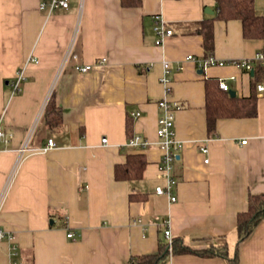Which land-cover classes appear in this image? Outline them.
Masks as SVG:
<instances>
[{
	"label": "crops",
	"instance_id": "obj_1",
	"mask_svg": "<svg viewBox=\"0 0 264 264\" xmlns=\"http://www.w3.org/2000/svg\"><path fill=\"white\" fill-rule=\"evenodd\" d=\"M50 1L0 0V119L13 135L7 147L20 148L51 96L64 116L62 131L48 130L41 118L30 146L42 149L52 138L57 148L23 159L3 193L0 230L14 240L0 239V264H10L13 243L19 264H30V255L33 264H126L131 256L154 255L159 243L168 244V228L172 241L183 246L199 250L229 243L233 252L239 244L237 216L247 208L248 195L264 194V90H258L264 87V66L204 69L187 58L252 59L264 53V39L243 37L239 20H214V47L207 56L198 31L215 17L217 0H142L133 7L122 0H71L68 10L53 11ZM254 6L264 17V0H254ZM157 15L173 31L163 45L157 44ZM78 22L74 52L79 58L61 68ZM105 57L108 61L99 64ZM164 61L170 70L169 98L181 107L177 138L185 142L173 168L176 201L156 193L157 187H167L157 142ZM76 64L92 68L82 74ZM19 70L24 80L15 94L10 84ZM208 79L227 81L229 91L240 97L254 90L258 115L220 119L209 137ZM129 116L133 134L148 139V148L128 145ZM137 152L148 160L143 178L117 181L115 165ZM15 160L13 151L0 155V196ZM132 191L147 199L130 202ZM68 232L75 236L69 238ZM238 248L240 264H264V220ZM160 264L226 261L185 253Z\"/></svg>",
	"mask_w": 264,
	"mask_h": 264
},
{
	"label": "trees",
	"instance_id": "obj_2",
	"mask_svg": "<svg viewBox=\"0 0 264 264\" xmlns=\"http://www.w3.org/2000/svg\"><path fill=\"white\" fill-rule=\"evenodd\" d=\"M124 6H140L142 0H122ZM214 20H239L243 25V37L248 40L264 39V17L256 13L254 0H217L216 14L212 19L204 21L199 33L205 38V49L207 56L214 47ZM205 97L207 111L206 126L208 136H214L217 131V121L224 118H254L258 115V96L254 90L248 97H233L229 91L220 89V82L217 79L205 81ZM42 123L48 130L62 131L64 116L62 109L58 106L54 97L51 96L42 115ZM132 118L129 116L126 122L128 139L134 136ZM123 164H116L114 167L115 179L117 181H138L143 178L144 170L148 165L147 157L137 152L128 154ZM147 194L132 191L129 195L130 202L145 201ZM264 220V194H249L248 206L237 216L238 246L249 237L257 228V225ZM159 250L154 255L131 256L126 264H160L170 255L193 254L197 257L214 258L220 257L226 264H240L238 246L232 252L229 243H214L208 248L195 250L180 244V240L174 239L171 246L159 243ZM30 264H33V256L30 255Z\"/></svg>",
	"mask_w": 264,
	"mask_h": 264
},
{
	"label": "built area",
	"instance_id": "obj_3",
	"mask_svg": "<svg viewBox=\"0 0 264 264\" xmlns=\"http://www.w3.org/2000/svg\"><path fill=\"white\" fill-rule=\"evenodd\" d=\"M46 2L43 3L41 5L42 8H45L46 6ZM50 7V10H68L70 8L71 5V0H51L50 3L48 4ZM154 25H155V31L158 35V39H157V44L158 45H163L165 39V36H170L173 31L170 29L166 28L165 25V20L161 15H157L154 19ZM79 22L76 24L75 26V30H74V34L71 40V44L69 45L67 51L64 54V59L62 61L61 64V68H64L65 65H67V63L71 60H76L79 57L77 56V54L74 52V47H75V40L77 38V34L79 32ZM188 60H194L199 67H202L204 69H208V67L210 66H217V67H223V65L226 64H233L236 66H240L242 68H244L247 71H252V69L254 68V64H259L261 66H264V53L263 52H258L256 53V55L252 58V59H242V60H237V61H231V62H227L224 60H219L217 58H215L214 56H208V58H205L203 60H198L197 58H195L193 55H189ZM108 61V58L105 57V59H102L101 61H99V64H105V62ZM169 63L168 61H164V68L165 70V75L162 77L161 82L162 84H165V96L164 99L159 103V107L161 110V117L158 120V130H157V142L160 146V148L163 150L164 154H163V159L161 161L160 164V172L162 173V175L165 177L166 179V186L167 187H157L156 189V193L160 194V195H170L171 196V200L172 201H176V197L172 196V191L174 189V184H175V180L173 177V168H174V163L176 161H178L180 159V155L179 152L184 148L185 146V142L184 141H180L177 138V134H176V127H175V120H176V116H177V111L180 110V106L179 105H174L171 102V98H169V93L171 91V87H170V79L168 78V73L170 72V70L168 69ZM92 68V65H80V64H76L75 66V70L85 74L90 72ZM18 77L17 80L12 82L10 84L11 88H13V91L15 94H18L21 92L22 88H20V84L21 82L24 80V73L22 70H19L18 72ZM220 82V89L221 90H225V91H229L230 86L228 84L227 81L225 80H221ZM258 90L262 91L264 90V87L262 85L258 86ZM52 93V91H51ZM48 103L45 104L44 108L42 109V111L39 113L38 115V119L33 127V129L31 130V134L30 136H28L26 138V140L24 141V143L20 146L19 149H11L8 148L7 145H9L13 139V135L12 133L7 131L6 128V123L5 121H3V119H0V143L4 145V148L0 147V155L2 153H4L5 151H13L16 154V164L13 168L12 173L10 174V177L8 179V182L6 183L2 195L0 196V204L1 201L3 199V193H5V190L10 182V180L13 178V173L15 172V170L18 168V166L20 165V163H22V160L25 159L27 156L31 155V154H35L36 152L39 151H43V152H47L50 149L53 148H57V144L56 142L52 139L49 138V140L47 141V144L45 145L44 148L42 149H33L30 146V141L32 136L34 135V130L36 128V125L38 124V122L41 120L43 112L46 108ZM135 115H140L139 112H136ZM102 142L104 144L107 143V139L104 138L102 139ZM128 145L137 150V149H141L144 150L146 148H148L151 143L148 141V139L144 138L143 136L137 134L134 135L132 138L128 139L127 141ZM243 144H246L247 141H243ZM201 150L203 153H207L208 149L205 146L201 147ZM205 163H209V159L205 160ZM1 208V206H0ZM75 236V234L73 232H68V237L69 238H73ZM165 236L167 238L168 244L171 246L172 244V230H170V228L166 229L165 231ZM7 238L9 241L14 240V236L12 235H6V233L3 230H0V239H5ZM10 255H11V262L10 264H19L18 262V256H19V251L16 248V245L13 243L11 245V249H10Z\"/></svg>",
	"mask_w": 264,
	"mask_h": 264
},
{
	"label": "water",
	"instance_id": "obj_4",
	"mask_svg": "<svg viewBox=\"0 0 264 264\" xmlns=\"http://www.w3.org/2000/svg\"><path fill=\"white\" fill-rule=\"evenodd\" d=\"M208 11V10H207ZM213 13V12H212ZM229 94L231 95V96H233V97H236V94H235V92L234 91H229Z\"/></svg>",
	"mask_w": 264,
	"mask_h": 264
}]
</instances>
